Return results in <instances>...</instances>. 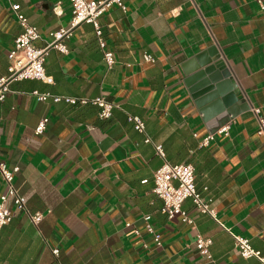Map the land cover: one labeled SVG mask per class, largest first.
Here are the masks:
<instances>
[{
	"label": "crops",
	"instance_id": "crops-1",
	"mask_svg": "<svg viewBox=\"0 0 264 264\" xmlns=\"http://www.w3.org/2000/svg\"><path fill=\"white\" fill-rule=\"evenodd\" d=\"M121 2L124 10L113 3L99 18L105 49L113 53L110 68L93 25L82 22L64 40L66 53L51 49L46 56L52 82L13 81L0 101V159L18 166L14 185L28 212L43 214L34 224L19 212L2 227L0 264H260L239 254L230 233L264 254V10L254 0ZM57 3L60 15L53 11ZM12 4L37 27L36 47L51 40V31L68 27L72 15L69 0H0V77L21 31ZM211 46L248 109L231 119L227 133L201 145L210 133L204 106L186 87L182 65ZM144 52L154 62L143 61ZM34 90L103 95L117 106L99 118L96 105L38 101ZM128 115L144 120L145 133ZM43 118L45 128L36 134ZM156 144L168 162L194 166L195 185L211 199L216 219L190 198L182 208L193 225L161 211L152 190L153 172L163 162ZM5 190L0 176V194ZM143 214H150L160 245ZM197 234L211 239V259L199 253Z\"/></svg>",
	"mask_w": 264,
	"mask_h": 264
},
{
	"label": "built area",
	"instance_id": "built-area-1",
	"mask_svg": "<svg viewBox=\"0 0 264 264\" xmlns=\"http://www.w3.org/2000/svg\"><path fill=\"white\" fill-rule=\"evenodd\" d=\"M257 2L260 9L264 10L263 0H254ZM118 4L123 10L125 6L121 0H69V4L72 10V15L69 21V26L61 28L59 30L51 31L49 34L51 40L47 42L43 47H36L33 42L40 38L39 31L36 26L30 24L27 18L19 11V4H12L11 8L14 12L16 20L21 27L20 33L14 39L13 47L7 54L8 67L7 74L0 77V101L5 97V94L9 90V86L13 81L22 79H39L45 82H52L51 76H48L44 69V62L46 56L51 49H57L63 53L67 52V47L64 43L66 38H69L73 30L82 22L90 23L94 27L95 34L98 39L99 46L103 53V58L106 66L110 68L114 63L113 53L110 50L105 49V42L102 35V29L100 27L99 18L110 7L111 4ZM59 4H55L53 11L60 15L61 10H58ZM142 59L145 62H154V57L144 52ZM31 94L38 101H46L51 99L54 102L65 101L70 104H93L99 107V118H108L111 115V110L114 106H117L113 102L108 101L103 95H99L93 98L85 97H72L61 96L51 94L49 92H39L34 90ZM128 121L133 125V128L140 132L145 133V122L137 115H128ZM47 118H43L35 128V133H41L45 128ZM232 120L222 125L213 133H208L204 136L200 144L207 145L213 138V134L227 133ZM263 124V122L261 123ZM145 142H149L148 136L144 138ZM156 154L159 155L163 162L153 172V192L163 202L161 211L167 218H173L174 216H180L181 219L191 225L193 220L188 216L187 212L183 210L182 203L184 200L190 198L195 208L202 212L209 214L216 219L215 208L211 205V199H206L200 190L195 185L194 166L189 162L170 163L164 159L165 154L160 144L155 145ZM19 170L18 166H8L6 162L0 159V176L3 179L6 190L0 194V230L2 227L10 222L19 212H25L29 215L31 221L34 224H38L43 214L41 212L29 213L26 208L25 197L21 195L14 185V175ZM145 180H143L144 182ZM206 189V188H204ZM8 200H11L12 206H8ZM142 219L144 221L145 228L149 234H151L157 245L161 244V236L154 231L150 224V214H143ZM129 226V223H126ZM133 232L139 235L138 229H134ZM234 239V245L238 249L239 254L243 258H256L260 264H264V254L251 246L247 237L230 233ZM196 247L199 253L205 256L207 259H211V253L209 246L211 244L210 238H205L200 234L196 235ZM54 253L57 249L52 250Z\"/></svg>",
	"mask_w": 264,
	"mask_h": 264
},
{
	"label": "water",
	"instance_id": "water-1",
	"mask_svg": "<svg viewBox=\"0 0 264 264\" xmlns=\"http://www.w3.org/2000/svg\"><path fill=\"white\" fill-rule=\"evenodd\" d=\"M215 49L211 46L182 65L184 83L196 104L204 106L201 111L210 133L248 109L229 68L217 52L213 54Z\"/></svg>",
	"mask_w": 264,
	"mask_h": 264
}]
</instances>
